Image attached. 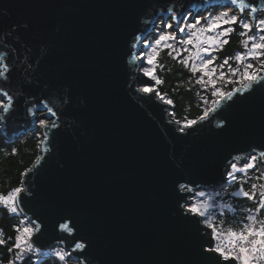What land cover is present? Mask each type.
<instances>
[{"label": "water", "instance_id": "1", "mask_svg": "<svg viewBox=\"0 0 264 264\" xmlns=\"http://www.w3.org/2000/svg\"><path fill=\"white\" fill-rule=\"evenodd\" d=\"M215 3L0 0V54L10 67L0 84L18 97L0 133L11 143L36 132L26 109L45 98L60 116L23 205L43 221L42 249L59 247L54 226L71 217L92 264H206L199 252L209 237L184 218L177 185L222 189L226 161L264 143V88L182 134L170 123L173 108L136 91L128 53L133 34L150 28L163 6L198 12Z\"/></svg>", "mask_w": 264, "mask_h": 264}, {"label": "snow or ice", "instance_id": "2", "mask_svg": "<svg viewBox=\"0 0 264 264\" xmlns=\"http://www.w3.org/2000/svg\"><path fill=\"white\" fill-rule=\"evenodd\" d=\"M143 23L148 25L149 21ZM233 35L241 38L242 50L221 59L218 54ZM162 53L182 65L189 81L211 97L210 101L202 98L204 106L194 118L176 119L174 110L168 113L176 130L188 134L219 115L223 106L230 107L234 97L251 93L257 86L264 88V0H216L198 12L165 5L150 28L133 34L128 64L135 66L132 79L139 84L136 91L174 109L175 101L160 91L164 83L159 75ZM4 60L0 54V81H9L10 67ZM17 99L0 84V125L14 114ZM37 107L46 113L45 118L34 111ZM26 113L39 130L37 147L46 153L53 130L60 129V116L47 98L27 107ZM225 126L223 119L216 124L221 130ZM241 151L242 155H233L226 161L219 181L223 191H205L207 185L193 181L177 185L178 206L184 218H194L193 222L203 225L209 237L207 246L201 244L199 252L206 264H264V191L257 193V183L251 182L255 179L264 187V143ZM17 152L13 147L11 154ZM41 159L37 156L36 164ZM34 170L35 165L24 169L15 186L9 184L0 191V212L14 221L10 235H5L6 229L0 227V250L11 256L7 264H35L33 257L39 255L54 257L52 264H70L73 259L77 264H92L90 244L78 235L79 227L71 217H61L54 226L59 247L49 246V251L42 252L43 221L27 215L23 207L25 197L32 195L28 179ZM224 185L235 190L229 193ZM223 195L235 198V202L218 204L217 198Z\"/></svg>", "mask_w": 264, "mask_h": 264}, {"label": "trees", "instance_id": "3", "mask_svg": "<svg viewBox=\"0 0 264 264\" xmlns=\"http://www.w3.org/2000/svg\"><path fill=\"white\" fill-rule=\"evenodd\" d=\"M240 37L233 35L231 37V42L225 46L224 51L219 53L221 59L225 55H234L237 51L242 50L239 46ZM160 63L162 65L159 71L160 77L163 79L164 83L160 86V91L166 93L170 98L175 101V108L173 109L177 115L176 119H181L183 117L194 118L199 114L200 109L204 106L202 104V98L208 99L210 101L211 97L208 93H202L199 86H194L192 82L189 81V74L183 70L182 65L176 64L172 61L165 53L161 54ZM219 63V61H217ZM236 66L235 64L233 65ZM231 87V86H228ZM189 89H191L189 91ZM38 133H34L22 138V140H16L14 142L8 143L6 138L0 133V191L11 184L15 186L21 179L19 173L26 168H30L36 161V157L40 155L39 148L37 147V137ZM15 147L18 149L16 155H12V149ZM252 183H257L256 191L257 193L264 190L261 187L260 182L253 179ZM227 192L235 190L234 187H225ZM210 192H221L223 189H204ZM235 198L229 195H223V197L217 198L218 204L230 203L233 204ZM229 216L234 215L229 213ZM237 219L239 218L238 214ZM4 213L0 212V227L6 229L5 235H10V225L13 223ZM0 256L3 257V264L7 263L10 255L6 254L3 250H0ZM53 259L43 260L38 264H52ZM70 264H77L70 262Z\"/></svg>", "mask_w": 264, "mask_h": 264}, {"label": "rangeland", "instance_id": "4", "mask_svg": "<svg viewBox=\"0 0 264 264\" xmlns=\"http://www.w3.org/2000/svg\"><path fill=\"white\" fill-rule=\"evenodd\" d=\"M39 132V130H37L36 132H34V133H38ZM31 134H34L33 132H30ZM31 134H29V135H31ZM28 136V135H27ZM21 137H25V135H22ZM22 140V139H21ZM39 152H40V148H39ZM264 191V190H263ZM50 259H55L54 257H52V256H46L45 258H43V259H34L33 258V260L35 261V262H37V263H40L41 261H43V260H50ZM72 262H74V263H77L76 261H74V260H72Z\"/></svg>", "mask_w": 264, "mask_h": 264}, {"label": "built area", "instance_id": "5", "mask_svg": "<svg viewBox=\"0 0 264 264\" xmlns=\"http://www.w3.org/2000/svg\"><path fill=\"white\" fill-rule=\"evenodd\" d=\"M47 250H43L42 249V252H46ZM46 256H44V255H39V257H36V256H34L33 258L34 259H43V258H45ZM9 259H11V256H10V258ZM4 264H7V263H4Z\"/></svg>", "mask_w": 264, "mask_h": 264}, {"label": "bare ground", "instance_id": "6", "mask_svg": "<svg viewBox=\"0 0 264 264\" xmlns=\"http://www.w3.org/2000/svg\"><path fill=\"white\" fill-rule=\"evenodd\" d=\"M258 15H259V14H258ZM44 114H45L44 112H40V113H39L40 118H42L41 116H43ZM27 135H29V134H27ZM27 135H26V136H27ZM47 251H48V250H47ZM47 251H46V252H47Z\"/></svg>", "mask_w": 264, "mask_h": 264}]
</instances>
